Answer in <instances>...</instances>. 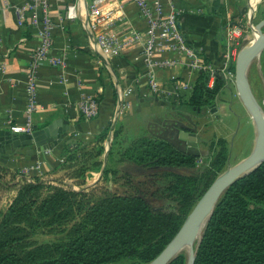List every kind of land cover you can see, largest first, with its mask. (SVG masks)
Masks as SVG:
<instances>
[{
	"label": "trees",
	"instance_id": "trees-1",
	"mask_svg": "<svg viewBox=\"0 0 264 264\" xmlns=\"http://www.w3.org/2000/svg\"><path fill=\"white\" fill-rule=\"evenodd\" d=\"M209 79L210 72L205 71L192 95L177 108L198 113V107L213 103L225 82L218 75L210 86ZM101 83L105 89L113 88L117 97L112 79L105 82L101 76ZM110 128L90 138L77 137L74 146L64 149L62 161L42 175L17 180L19 172L0 163V264H148L181 223L176 212L154 208L147 196L163 199L184 184L178 191L182 195L188 191L187 183L192 184L194 192L186 193L189 213L225 170L224 139L211 143L200 169L182 174L180 169L196 167V156L150 132L133 138L119 121L106 169L93 185L88 184L91 173L101 172L104 165ZM134 165L170 182L152 193L139 187L125 192L108 187V182L122 178L135 188L136 178L129 170ZM98 185L102 191H89ZM187 259L188 253L182 252L169 264H187ZM194 264H264V162L221 197Z\"/></svg>",
	"mask_w": 264,
	"mask_h": 264
},
{
	"label": "crops",
	"instance_id": "crops-1",
	"mask_svg": "<svg viewBox=\"0 0 264 264\" xmlns=\"http://www.w3.org/2000/svg\"><path fill=\"white\" fill-rule=\"evenodd\" d=\"M21 1L23 0H10V4L7 5L5 0H0V65L6 66L5 72L0 71V129L9 131L10 123L26 122L29 66L33 53L41 43L40 27L30 25L29 22L24 28L18 24L13 5ZM119 2L123 4L124 14L122 19H119L120 13L116 11L114 32L123 48L117 56L107 55L98 47L86 21V0L79 1L80 18L74 21L65 19L62 23L64 25L56 26L50 54L65 58L66 65L54 66L47 62L39 68L37 77L39 110L34 114L37 126L44 127L57 118H64L74 128V131L67 134L68 140L72 139L74 142L81 136L90 138L110 126V121L115 120L120 93L123 97L125 95L124 98L130 106L121 113L122 121L134 116L147 118V125H150L149 119L153 117L165 124L171 123L170 119L174 116L190 120V114L186 115L185 111L183 115L181 113L177 116V112H180L177 107L192 95L193 86L203 74V70L188 66L186 63L159 67L157 78L164 92L152 94L148 90L151 67L142 54L148 23L130 0ZM63 7L59 3H54L50 15L56 19L60 14H64ZM163 9L165 12L172 10L176 12L178 27L188 45L197 53L201 63L213 66L215 71L213 73L209 71V85H214L218 75L224 80V86L215 100L220 103L218 109L225 111L226 115H232V100L227 98L229 92L226 90L228 82L233 81L236 100L248 112L237 92L235 71L230 66L227 31L230 25L239 26L241 29L246 27L248 30L252 25L250 20L252 16L253 21L257 15L261 16L258 22L263 20L264 0H165ZM132 31L139 32L140 37H134ZM263 52L264 50L256 57H260ZM172 58L189 60L185 54L168 48L154 54L155 60ZM230 72L234 75L232 76ZM101 76L105 82L113 80L117 97L113 88L110 86L104 88ZM259 76L256 86L264 91L260 71ZM174 77L189 82L192 89L184 90L180 94ZM249 80L258 99L255 85L250 78ZM127 90H131V93H126ZM88 96L100 100V113L93 119H85L80 110L81 101ZM157 124L159 125V123L154 125ZM178 136L188 146L186 139ZM73 142L71 146H74ZM66 147L69 145L61 142L47 150H35L33 154L22 148L17 154L11 155L7 162L2 160L0 154V163L5 164L13 172H20L26 167L42 162L41 169L32 173L42 175L62 161ZM106 147L108 149V145ZM91 175L90 178L98 179L100 172H92ZM9 178L10 176L6 177Z\"/></svg>",
	"mask_w": 264,
	"mask_h": 264
},
{
	"label": "built area",
	"instance_id": "built-area-1",
	"mask_svg": "<svg viewBox=\"0 0 264 264\" xmlns=\"http://www.w3.org/2000/svg\"><path fill=\"white\" fill-rule=\"evenodd\" d=\"M81 0H23L13 5L14 13L20 27L24 28L28 22L30 25L40 27L41 43L32 55L30 63V73L27 81V108L26 122L24 124H9V129L13 133H32L36 129L34 114L39 110L37 95V77L39 68L49 62L51 65H66L65 58L54 57L50 54L54 43L55 29L58 24H62L65 19L76 20L80 18ZM134 3L141 15L148 23L147 35L142 50L146 62L150 65V80L148 90L152 94L164 92L160 88L157 78V69L159 67H168L179 63H186L188 66L196 67L205 71L214 72L211 64L200 62V58L192 47H190L178 27L177 14L174 10L165 12L163 3L165 0H130ZM169 1V0H168ZM7 5L10 0H5ZM54 3H59L64 8L63 13L56 19L50 15V10ZM116 11L120 13L119 19H122L124 7L119 0H86V21L98 47L103 53L111 56L120 54L123 46L120 39L114 32V25L117 18ZM118 19V20H119ZM64 25V24H62ZM134 37H140L139 32L132 31ZM241 30L239 26L230 25L227 31L228 57L236 61L240 51L238 39ZM170 49L178 53H183L187 59H162L155 60V52L162 49ZM5 64L0 65V71L5 72ZM233 76L234 74L230 72ZM176 87L180 89V94L187 89H192L189 82L174 77ZM194 87V86H193ZM128 94L131 90H127ZM181 96V95H180ZM125 97V95H124ZM123 94H119V104L121 113L130 108L128 101ZM80 110L85 119H93L100 113V100L97 97H85L80 104ZM42 162L36 165L26 167L20 170L17 180L21 176L30 177L35 170H40Z\"/></svg>",
	"mask_w": 264,
	"mask_h": 264
},
{
	"label": "water",
	"instance_id": "water-1",
	"mask_svg": "<svg viewBox=\"0 0 264 264\" xmlns=\"http://www.w3.org/2000/svg\"><path fill=\"white\" fill-rule=\"evenodd\" d=\"M256 29L257 36L251 43L240 49L235 61L237 92L251 114L257 130L255 147L246 158L227 168L216 177L189 213L178 232L148 264H169L186 249L188 253L187 264H194L205 232L221 197L229 187L254 172L264 162V107L251 88L248 74L253 59L264 50V19L257 23ZM120 114L121 110L118 107L115 120L110 121L111 129L107 138L108 149L100 176L106 169L113 133ZM185 128L187 130V127ZM186 130L180 131L178 135L186 139L185 142L189 146L190 154L196 157L200 156L197 134ZM71 131H74L73 126L64 118H57L44 127H37L32 133H13L6 129H0L2 160L7 162L11 155L17 154L18 150L22 148H25L30 154H33L35 150L42 151L53 148L61 142H66L71 148L73 140H68L69 136L67 135Z\"/></svg>",
	"mask_w": 264,
	"mask_h": 264
},
{
	"label": "rangeland",
	"instance_id": "rangeland-1",
	"mask_svg": "<svg viewBox=\"0 0 264 264\" xmlns=\"http://www.w3.org/2000/svg\"><path fill=\"white\" fill-rule=\"evenodd\" d=\"M252 17L250 19L252 25L249 26L248 30L245 29L246 27L243 29L240 28L241 34L238 39L239 49L251 43L253 39L257 36L256 25L261 16L259 15L255 16L254 21ZM233 62H234L233 60L230 61L231 67ZM259 71L264 81V52L260 57H256L253 60L248 73L249 78L253 81V84L255 85L257 91L256 93L259 96L258 99L261 105L264 107V91L260 90L256 86L258 83L257 76H259ZM234 88L235 87L233 81H229L226 91L229 92L227 98H229L230 101L232 100V105H231L232 115H226L225 111L219 110L218 108L220 106V103L218 101H217L218 103L214 101L213 103L202 105V107H198V113L186 112V115L190 114L189 117L193 118V122L196 125L195 127L197 129V134L200 138L199 139L200 145L198 149L201 155L197 156L196 167L194 169L182 168L179 170V172H181L182 174H190L194 172L196 169H200L203 166L205 159H207L206 156L209 155L211 143L214 142L216 144L220 139L226 140L228 145V159L225 164V170L231 166H234L235 164L246 158L253 151L257 136L256 126L249 111L247 112L246 109L242 107L239 104V102L236 100L237 97ZM230 91L232 94H230ZM235 100L236 102H233ZM181 113L183 115L184 112L182 111L177 112V116H180L179 114ZM122 119H123L122 116H119L117 122L122 121ZM173 119L170 120L175 122L179 121L182 123L181 126H184V128L179 129L178 132L173 134L174 136L178 134L180 131L186 130L185 127H189L185 119H181L176 116H174ZM149 121H151L150 125H147L146 124L147 118H144L143 116L142 117L134 116L133 118H128L122 122L125 124V127L129 132V134L133 138H137L138 136L148 135L150 132L149 129H151V131H155L153 129L154 128L153 125L155 123H159L160 125H162L163 122L162 120L154 119V117L152 119H149ZM186 131L188 132V130ZM152 135L157 137V135L155 134ZM126 168L127 166L125 167V169ZM129 170L133 172L134 177L136 178L134 182L136 185L135 188L131 189L129 185H125L124 184L125 180L122 178L118 179L117 181L108 182V187L113 190H117L119 192H125L127 190L135 191L134 189L139 187V189L140 190L142 189L144 192L152 193L160 186L162 185L165 186L170 182V179H165V178L160 179V177L157 178V176L156 177L154 176V172L145 169H140L135 165L133 166V168ZM88 180H89L88 184L93 185L96 178H90ZM138 181L144 183H141V185L138 186L139 185V184L137 185ZM187 185H188L187 186L188 191L186 193L191 194L192 192H194L193 190L194 186L188 183ZM163 186L160 189H162ZM183 188H184V184L177 185L175 189H172V191L169 192L171 193V195L163 199H158V197L156 196L153 197L152 195L147 196V200L154 208L166 209L176 212V214H178V216L180 217L181 226L186 220L189 213L194 208L193 207L189 213L187 212L188 206L186 201V193L182 195L178 194V191L183 190ZM102 189L103 188H101V186L98 185V187L90 188L89 191L99 193L100 191H102ZM14 195L15 193L13 194L11 193L9 197L12 198V196ZM184 252H187V249Z\"/></svg>",
	"mask_w": 264,
	"mask_h": 264
},
{
	"label": "flooded vegetation",
	"instance_id": "flooded-vegetation-1",
	"mask_svg": "<svg viewBox=\"0 0 264 264\" xmlns=\"http://www.w3.org/2000/svg\"><path fill=\"white\" fill-rule=\"evenodd\" d=\"M189 119L190 120L187 121V123H188L187 125H189V127H187V130L189 132H195V134H197V129L195 127L196 125L193 122V118L189 117ZM181 125H182V123L179 121H177V122L172 121L171 123H166V124L162 122V125L157 124L156 126L155 125L153 126L154 127L153 129L155 131H151V129H149V130H150V133L157 135V137H159L163 140H166L167 142L172 144L174 147H176L178 150L182 151L183 153L190 154L189 149H188L189 147L186 146V144H184L180 140L178 134H176L175 136L173 135L176 132H178L179 129L184 128V126H181ZM191 125H193V126H191ZM198 137L199 136L197 134V141H198V147H199L200 142H199Z\"/></svg>",
	"mask_w": 264,
	"mask_h": 264
}]
</instances>
